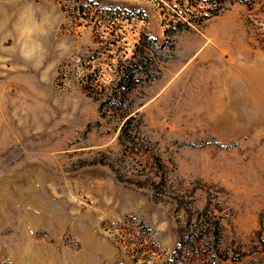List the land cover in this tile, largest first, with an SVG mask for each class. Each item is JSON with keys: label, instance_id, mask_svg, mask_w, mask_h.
<instances>
[{"label": "rangeland", "instance_id": "obj_1", "mask_svg": "<svg viewBox=\"0 0 264 264\" xmlns=\"http://www.w3.org/2000/svg\"><path fill=\"white\" fill-rule=\"evenodd\" d=\"M0 264H264V0H0Z\"/></svg>", "mask_w": 264, "mask_h": 264}]
</instances>
